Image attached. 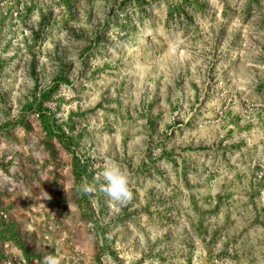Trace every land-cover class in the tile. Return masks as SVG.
Wrapping results in <instances>:
<instances>
[{
  "label": "rangeland",
  "instance_id": "rangeland-1",
  "mask_svg": "<svg viewBox=\"0 0 264 264\" xmlns=\"http://www.w3.org/2000/svg\"><path fill=\"white\" fill-rule=\"evenodd\" d=\"M49 254L264 264V0H0V264Z\"/></svg>",
  "mask_w": 264,
  "mask_h": 264
},
{
  "label": "clouds",
  "instance_id": "clouds-1",
  "mask_svg": "<svg viewBox=\"0 0 264 264\" xmlns=\"http://www.w3.org/2000/svg\"><path fill=\"white\" fill-rule=\"evenodd\" d=\"M105 181L101 184L99 191L103 192L111 201L117 204L127 203L132 199L133 192L130 188V178L125 170L115 161L106 163L102 172L99 174ZM77 191L82 195L91 197L97 192L95 184H90L85 179L78 186ZM71 209V204H69ZM44 264H62V257L49 254L44 258Z\"/></svg>",
  "mask_w": 264,
  "mask_h": 264
}]
</instances>
